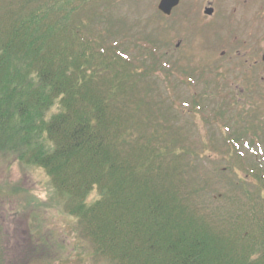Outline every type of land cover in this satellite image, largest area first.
Returning a JSON list of instances; mask_svg holds the SVG:
<instances>
[{
	"label": "trees",
	"instance_id": "16d2710c",
	"mask_svg": "<svg viewBox=\"0 0 264 264\" xmlns=\"http://www.w3.org/2000/svg\"><path fill=\"white\" fill-rule=\"evenodd\" d=\"M88 1L0 0V147L45 172L94 253L113 264H264L261 192L229 216L236 224L178 193L172 143L140 134L168 133L164 111L136 100L122 54L108 58L73 25Z\"/></svg>",
	"mask_w": 264,
	"mask_h": 264
},
{
	"label": "rangeland",
	"instance_id": "374dc122",
	"mask_svg": "<svg viewBox=\"0 0 264 264\" xmlns=\"http://www.w3.org/2000/svg\"><path fill=\"white\" fill-rule=\"evenodd\" d=\"M158 3L89 0L76 15L79 23L73 25L81 28L78 33L85 40L90 38L91 44L95 42L108 53V58L114 52L122 54V61L137 75L136 100H145L158 108L157 112L164 111L168 133L159 127H142L140 134L151 137L160 148L172 143L167 149L169 158L179 161L184 174L178 193L190 194L195 210L200 206L197 202L204 201L212 211L224 214L226 223L236 224L231 215L240 216L241 211L253 207L260 192L264 197V97L257 92L247 95L245 85H237L235 78H228L235 81L232 85L209 78H215L216 66L218 76L224 71L236 76L230 67H235L232 63L241 59L244 50L235 58L230 51L243 46L246 33L228 36L231 50L222 57L218 53L212 56L210 69H206L195 62L205 61L199 58L202 53L195 51L214 45L213 34L191 28L187 30L190 36L182 31L169 33V16L157 10ZM178 38L184 39L182 45L195 48L176 49ZM261 45L255 39L247 42L245 46L253 48L247 55L254 57L251 51ZM71 47H78L77 39ZM186 54L195 55L194 65L189 66L186 56L183 59ZM227 56L233 57L231 64L226 63ZM197 67L205 69V75L193 74ZM225 93L228 96L221 99ZM144 118L139 116V120ZM158 133L160 139L152 137ZM232 139L236 140L234 148H230ZM255 141L262 144L255 146ZM5 148L0 147V264H113L94 253L78 219L66 211L69 201L56 193L45 172L24 164L14 151ZM169 181L178 184L174 177Z\"/></svg>",
	"mask_w": 264,
	"mask_h": 264
},
{
	"label": "flooded vegetation",
	"instance_id": "af4514ba",
	"mask_svg": "<svg viewBox=\"0 0 264 264\" xmlns=\"http://www.w3.org/2000/svg\"><path fill=\"white\" fill-rule=\"evenodd\" d=\"M190 28L194 31L200 30L205 31L206 34H213V41L216 40L214 45H212V43V46L206 45L204 50H199V52L195 51L197 53H202L199 58L205 60L203 62H195L204 64L206 69H208V67L210 69L212 56L218 53L219 56L222 57L231 50L230 47L227 46L230 45L227 39L228 36L246 33V39L241 43L243 46H239L234 48L236 50L230 51L234 53V58L239 55L241 49L244 50V55H242L240 60L234 63H232V60H229L233 59L231 56H227L228 60H226V63L235 65V67L230 68L234 69L236 76H228L229 73L225 71L222 75L218 76L217 74L220 69L216 66L213 69L217 70V74L214 73L216 75L215 78L210 75L209 81H213L217 84L227 83L229 85H232L236 81L237 85H245L247 95H253L254 92H257L260 96L262 95V97H264V53L261 55L264 48V0H178V3L169 11V33L182 31L184 34L188 35L187 30ZM214 31L217 37H215ZM191 33V36H198L197 33ZM188 36H190V34ZM254 39L261 42L263 45H261L260 49L251 51L255 52L253 57L250 53V56L247 55L253 48L250 49L245 45L249 41L253 43ZM233 40H237V37H234ZM183 43L184 39L178 38L175 45L176 49L180 47L184 50L186 48L187 50L195 48L194 46L188 47L182 45ZM185 56L187 57L189 66L191 63L194 65V62L191 61L196 58L195 55L186 54L183 59ZM202 67H197L193 74L197 72L198 74L205 75V69H202ZM240 69H242V71H240ZM228 78H235V81ZM222 89L223 87H219V90ZM240 90L243 91L244 88ZM230 95L232 96L231 90ZM226 96H228L227 93H225L224 97Z\"/></svg>",
	"mask_w": 264,
	"mask_h": 264
},
{
	"label": "water",
	"instance_id": "95a60500",
	"mask_svg": "<svg viewBox=\"0 0 264 264\" xmlns=\"http://www.w3.org/2000/svg\"><path fill=\"white\" fill-rule=\"evenodd\" d=\"M171 2L172 0H161L158 5V10L164 15H169L170 8L177 3V0H175V2Z\"/></svg>",
	"mask_w": 264,
	"mask_h": 264
}]
</instances>
